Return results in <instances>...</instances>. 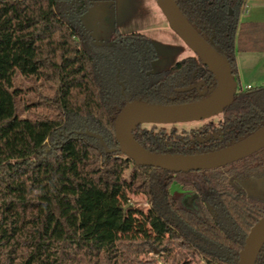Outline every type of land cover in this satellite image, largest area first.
I'll return each instance as SVG.
<instances>
[{"label":"trees","instance_id":"16d2710c","mask_svg":"<svg viewBox=\"0 0 264 264\" xmlns=\"http://www.w3.org/2000/svg\"><path fill=\"white\" fill-rule=\"evenodd\" d=\"M176 2L229 62L234 98L218 121L192 132L144 124L134 136L153 153L211 152L264 126V85L244 88L237 66L248 0ZM96 5L117 12V0H0V264H153L155 250L165 262L239 264L264 199L233 179L264 178V148L205 170L127 158L115 133L127 102L201 101L217 80L195 57L154 71L159 54L146 34L116 25L111 38L95 39L83 16ZM22 79L31 93L24 114ZM137 193L149 207L129 204ZM182 194H193L197 209ZM256 264H264V245Z\"/></svg>","mask_w":264,"mask_h":264},{"label":"water","instance_id":"95a60500","mask_svg":"<svg viewBox=\"0 0 264 264\" xmlns=\"http://www.w3.org/2000/svg\"><path fill=\"white\" fill-rule=\"evenodd\" d=\"M157 2L173 30L213 73L217 80V88L209 98L191 103L151 104L141 100L127 102L115 122L116 140L120 151L140 165L169 171H185L222 167L263 149L264 126L236 143L206 153L158 154L150 152L136 140L134 131L143 124L185 123L218 115L231 105L236 90L231 66L214 48L213 39L206 40L194 28L176 0H157ZM263 245L264 217L250 230L240 252L239 264H256ZM155 253L158 251L155 250Z\"/></svg>","mask_w":264,"mask_h":264},{"label":"rangeland","instance_id":"374dc122","mask_svg":"<svg viewBox=\"0 0 264 264\" xmlns=\"http://www.w3.org/2000/svg\"><path fill=\"white\" fill-rule=\"evenodd\" d=\"M119 4L117 12L110 5H96L91 8L84 16L83 22L90 29L94 38L97 40L109 39L113 35V29L116 26V21L119 19V13L123 20L124 26L130 30L140 31L148 35L158 38L160 45V62L158 66L164 68L171 67L177 60H180L187 55L195 56L194 52L173 30L168 19L161 10L157 0H117ZM21 87L24 89L19 98V112L24 114L23 105L31 99L30 90L27 89L29 84L27 80H20ZM247 80H242L241 85L247 87ZM260 83H253V86ZM221 115L212 118V121H218ZM210 120L188 122L177 124L179 131L192 132L194 129L204 125ZM170 128V125H168ZM233 183L238 188H242L249 195H254L264 199V178H250L246 180L233 179ZM172 191L181 192L178 185H173ZM184 203L191 208L197 209L195 196L193 194H182ZM129 204L133 208L149 207L146 196L140 193L130 195ZM159 251V250H157ZM155 259L153 264H182L165 262L162 256L155 252L150 254ZM187 264H204L203 261L191 260Z\"/></svg>","mask_w":264,"mask_h":264},{"label":"crops","instance_id":"0c3cea01","mask_svg":"<svg viewBox=\"0 0 264 264\" xmlns=\"http://www.w3.org/2000/svg\"><path fill=\"white\" fill-rule=\"evenodd\" d=\"M118 6L119 4L117 8ZM118 15L117 28L122 33L135 32V30L126 28L120 13ZM241 22V28L237 38L239 81L241 83L243 79L247 80V87H252L253 83L264 85V0H248ZM151 38L161 57L158 38L155 36ZM157 68L164 69V67L160 65H157Z\"/></svg>","mask_w":264,"mask_h":264},{"label":"flooded vegetation","instance_id":"af4514ba","mask_svg":"<svg viewBox=\"0 0 264 264\" xmlns=\"http://www.w3.org/2000/svg\"><path fill=\"white\" fill-rule=\"evenodd\" d=\"M116 25H117V21H116ZM120 31V30H119ZM121 32V31H120ZM135 32H138V31H135ZM140 33H142V32H140ZM143 34H145V33H143ZM147 35V34H146ZM149 36V35H148ZM152 39V38H151ZM153 40V39H152ZM154 42V41H153ZM155 44V43H154ZM157 48V47H156ZM157 51H158V49H157ZM158 54H159V51H158ZM195 54V53H194ZM187 57H195V58H197V59H199L197 56H196V54H195V56H192V55H187L186 57H184V58H187ZM184 58H182V59H184ZM182 59H180V60H182ZM159 60H160V55H159V58H158V60L154 63V65H153V70L154 71H156V72H159V71H163V70H167V69H169V68H171L172 66H174L178 61H180V60H177L171 67H168V68H164V69H159V68H157V65H158V62H159ZM218 115H221V113L220 114H218ZM215 116H217V115H215ZM215 116H213V117H211V118H208V119H204V120H211L212 118H214ZM204 120H200V121H204ZM193 122H196V121H193ZM185 123H188V122H185ZM148 124H154V123H148ZM173 124H180V123H173ZM144 125V124H143ZM162 125H169V124H162ZM216 135H218V138L220 137V135L219 134H215V138H216ZM218 138H216V139H218Z\"/></svg>","mask_w":264,"mask_h":264},{"label":"built area","instance_id":"2783aa9c","mask_svg":"<svg viewBox=\"0 0 264 264\" xmlns=\"http://www.w3.org/2000/svg\"><path fill=\"white\" fill-rule=\"evenodd\" d=\"M251 86H248V87H246V88H250Z\"/></svg>","mask_w":264,"mask_h":264}]
</instances>
